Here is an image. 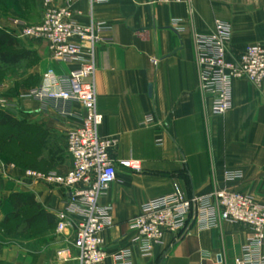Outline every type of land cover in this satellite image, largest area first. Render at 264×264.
<instances>
[{
	"label": "crops",
	"instance_id": "obj_1",
	"mask_svg": "<svg viewBox=\"0 0 264 264\" xmlns=\"http://www.w3.org/2000/svg\"><path fill=\"white\" fill-rule=\"evenodd\" d=\"M22 1L0 0V17L9 13L0 18L7 32L10 18L20 17L16 5ZM29 1L38 23L43 0ZM74 7L82 12L78 16L82 22H88L92 13L95 20L113 28L106 34L112 40L95 50L97 105L104 116L100 134L117 140L110 153L118 175L100 198L101 204L113 208L114 224L103 233L105 249L110 254L129 249L132 264H235L251 234L245 223L221 221L209 228L191 224L180 233H166L152 254L145 256L133 241L136 232L128 221L147 201L176 192L192 197L228 188L264 204V82L257 86L245 78L235 79L231 110L214 115L212 96L199 86L194 42L195 34L211 32L215 20H223L232 28L229 58L238 60L247 45L264 44V0H110L92 8L89 0H74ZM21 40L28 51L41 57L44 70L54 66L45 43ZM78 65L55 68L68 72ZM11 81L4 82L0 97L17 94ZM74 109L83 113L79 104ZM10 111L20 120L30 116L29 123L48 129V141L58 132L63 137L77 125L70 117L39 119L38 105L31 101L20 100L19 107ZM149 115L154 118L152 124H143ZM64 140L68 157L57 165L59 172L71 166ZM129 158L140 162L139 171L119 164ZM2 162L0 157V225L7 215L1 209L3 200L12 192H29L50 213L42 214L43 222L56 228L57 213L68 206L67 194L25 177L21 166L7 176ZM230 175L238 177L231 179ZM53 218L56 222L49 223ZM69 238L65 243L46 241L42 250H57L56 264H78L73 258L64 260L76 253ZM3 250L0 246V254ZM18 250L15 245L8 248L12 256ZM20 252L24 261L33 256ZM102 264L115 262L109 257Z\"/></svg>",
	"mask_w": 264,
	"mask_h": 264
},
{
	"label": "built area",
	"instance_id": "obj_2",
	"mask_svg": "<svg viewBox=\"0 0 264 264\" xmlns=\"http://www.w3.org/2000/svg\"><path fill=\"white\" fill-rule=\"evenodd\" d=\"M110 0H89L91 8ZM160 3H181L183 0H153ZM82 12L74 7V0H43L42 19L29 24L20 17L10 18L9 33L17 38L43 42L49 60L54 66L44 70L38 85L22 90L16 99L0 97V108H18L19 101H31L38 111L59 118H75L77 125L67 132V151L71 160L65 172L37 171L27 168L24 176L49 186L61 188L68 197V206L57 213V232L71 236L78 264H102L112 257L115 264H132L129 249L112 254L105 249L103 233L113 226L112 206L100 203L116 180L117 164L111 150L114 138L100 134L104 116L98 110L96 89L95 50L110 42L108 33L112 25L95 20L90 14L88 22L78 16ZM232 38L229 23L216 19L208 33L194 36L199 68V86L212 96V113L223 115L233 106V82L245 78L260 86L264 82V45H247L238 60H229L228 44ZM87 47V52L85 48ZM79 65L64 72L55 65ZM6 87L5 83L0 88ZM79 104V115L74 105ZM149 115L143 124H152ZM119 164L126 170L139 171L138 160L129 158ZM7 176L17 168L13 162H2ZM238 175H230V178ZM221 221L245 223L251 234L235 258V264H264V204L253 197L228 188L217 189L207 195L185 197L180 193L162 195L147 201L140 213L128 221L136 232L133 241L143 255L152 254L154 245L166 233H180L191 224L209 228Z\"/></svg>",
	"mask_w": 264,
	"mask_h": 264
},
{
	"label": "rangeland",
	"instance_id": "obj_3",
	"mask_svg": "<svg viewBox=\"0 0 264 264\" xmlns=\"http://www.w3.org/2000/svg\"><path fill=\"white\" fill-rule=\"evenodd\" d=\"M16 7L18 15L22 19H25L29 24H36L35 21L37 19L33 15L34 10L29 0L22 1V3L17 4ZM8 14L9 13L4 12L2 16L5 17ZM2 16L0 18H2ZM5 29L6 28L0 21V32H3ZM9 29L10 27H7V30ZM17 41V46L15 47L0 46V54L1 52L14 54L27 51L23 44V40L17 39ZM30 52L31 55L29 57H23L18 64H5L0 58V83L12 80L11 82H14L15 88L18 91L13 98L9 99H16L21 89L32 88L41 81L45 63L37 54L32 51ZM229 60L232 59L229 58ZM0 110L13 113V111L9 112L10 109L0 108ZM36 114L39 116V119L46 117L50 118V116H52L40 111H37ZM31 119L32 118L28 116V118L26 117L23 120L27 124ZM40 127L46 134L39 130L38 137L40 141L37 143V137L34 140L30 132H24L20 137V133L18 134L20 129L18 127L16 129L10 128L9 126H0V136H3L0 139V150L5 155L6 161L13 162L17 164V166L37 171H57V165L61 164V162L65 161L66 157H68L64 142L65 137L67 140V134H63L62 137L58 132L55 134L53 140L48 141V129L44 128L42 125H40ZM14 193L15 192L10 193L11 195L3 200L1 204L3 213H8L7 215H9V217L7 222L3 221L0 225V246L4 249V252L0 254V264H56L58 261L57 250L47 249L44 251L42 250V244L46 241H53L56 244L65 243L69 236L67 233H58L57 229L54 227L46 226L42 218L36 219L33 222H28V218L37 211L35 207L26 206L21 209L19 214L15 213L12 209L13 199H11ZM14 245L17 246L20 251L31 253L33 255L31 259L24 261L21 257L22 252L19 250L12 256L8 248ZM63 257H65V255H63Z\"/></svg>",
	"mask_w": 264,
	"mask_h": 264
},
{
	"label": "trees",
	"instance_id": "obj_4",
	"mask_svg": "<svg viewBox=\"0 0 264 264\" xmlns=\"http://www.w3.org/2000/svg\"><path fill=\"white\" fill-rule=\"evenodd\" d=\"M17 39L18 38H16L13 34L7 32L6 30H4L3 32H0V46L15 47L17 46V42H18ZM30 55H31V52L28 50L24 52H20V53H14V54H8L7 52L6 53L1 52L0 58L5 64H18L23 57H29ZM0 126L2 127L9 126L10 128L12 127L16 129L18 127L20 129L18 131V134L20 133V137L21 135H23L24 132H30L34 140L37 137V141H36L37 143L40 141V138L38 137L39 130L40 132L46 134L44 130L41 129L40 125L31 124L29 122H27L26 124L24 120H20L16 118L15 116H13L11 113L4 112L2 110H0ZM1 137L3 136L1 135L0 139ZM5 141H6V138H5ZM0 157L4 162H8L6 161L7 159L5 158V155L1 152V150H0ZM11 199H13L12 209L15 213L19 214V212H21V209L26 206L35 207L37 211L28 218L27 220L28 222H33L36 219H40L42 217V214H50V213H47L42 208L40 203L37 202L34 195L31 193H24V192L14 193L12 194ZM8 217L9 215H6L4 222L8 221L7 220ZM55 222H56L55 218L49 221V223H55Z\"/></svg>",
	"mask_w": 264,
	"mask_h": 264
}]
</instances>
